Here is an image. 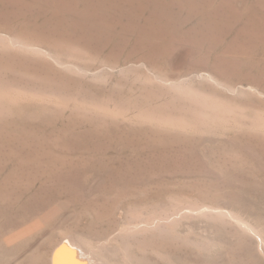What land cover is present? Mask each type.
<instances>
[{
    "label": "rangeland",
    "instance_id": "rangeland-1",
    "mask_svg": "<svg viewBox=\"0 0 264 264\" xmlns=\"http://www.w3.org/2000/svg\"><path fill=\"white\" fill-rule=\"evenodd\" d=\"M0 31L39 36L49 51L42 58L10 46V53L18 54L12 59L0 46V80L22 81L24 72L38 81L48 75V86L80 100L131 109V115L160 107L193 124L161 129L130 119L114 123L98 113L74 111L72 102L60 110L37 101L5 106L4 114L0 111V264H48L55 242L96 237L110 215L122 228L143 211L176 213L179 220L175 233L152 228L134 233L146 244L144 255L133 245L135 262L144 256L145 264H264V129L253 124L254 118L264 121V0H0ZM63 39L85 57L56 49L52 42ZM57 59H76L99 73L81 76ZM108 59L116 67H107ZM143 60L154 63L156 73L184 79L185 93L202 94L236 115L246 111L244 124L235 115L228 121L198 117L196 103L185 94L172 93L157 80L147 83L155 71L141 65ZM207 73L216 80L199 77ZM226 84L245 89L235 93ZM226 214L242 218L254 231ZM21 232V239L12 240Z\"/></svg>",
    "mask_w": 264,
    "mask_h": 264
},
{
    "label": "bare ground",
    "instance_id": "bare-ground-1",
    "mask_svg": "<svg viewBox=\"0 0 264 264\" xmlns=\"http://www.w3.org/2000/svg\"><path fill=\"white\" fill-rule=\"evenodd\" d=\"M86 1V0H85ZM88 4V2H86ZM67 15V14H66ZM60 16V15H59ZM196 33V32H195ZM85 38L87 37V33H85ZM95 34V33H94ZM42 36V35H41ZM84 37V36H83ZM91 38V37H90ZM87 39V38H86ZM64 40V43L62 41H51L52 44L54 45V47L56 49H59V50H64V49H67L69 50L71 53L72 52H75V54L77 53L78 55L82 56V58L85 57L86 55V52L84 50H81L80 47H77L75 45H72V44H67V41L65 39ZM91 39H89L90 41ZM66 41V42H65ZM0 46L3 47V51H5V54L8 55V57L12 58V59H16L18 58V54L17 53H10V50H12L10 48V46H13V48L17 47L18 49L22 50L25 49L27 50V53L28 51H33V53L35 54V52L37 53H40V57H42V54L43 55H49V51L47 49V45H46V41H44L41 37L39 36H34V35H30V34H23L21 35L19 32H10V31H0ZM0 47V48H1ZM85 47V48H84ZM82 49H86L88 48L87 46H84ZM80 48V49H79ZM55 51V50H53ZM67 52V51H66ZM51 53V52H50ZM61 53V51H60ZM64 53V52H62ZM68 53V52H67ZM32 54V53H31ZM74 54L73 57H77L76 55ZM68 55V54H67ZM71 55V54H70ZM73 55V54H72ZM23 56V55H22ZM38 56V57H39ZM66 56V55H65ZM69 56V55H68ZM35 57V56H34ZM44 57V56H43ZM42 57V58H43ZM46 57V56H45ZM41 58V59H42ZM47 58V57H46ZM72 58V57H71ZM80 58V57H79ZM11 59V60H12ZM10 60V59H9ZM20 60V59H19ZM76 60V59H75ZM75 60H63V59H57V63L58 65L62 66L63 68H68V69H75L76 71H78V73L81 74H93V76H96L99 72H96L94 70H92V68L89 66H85V65H82L81 63H76ZM107 62H109V64L107 63V67H109L110 69L111 68H114L116 67L115 65L112 64V62L108 59ZM45 65V68H46V71L48 73H51V74H54L53 72H55L56 70H53V68L51 66H49L48 63H44ZM55 64V63H54ZM97 64V62H96ZM141 65H145L147 67H149V69H151L152 71H155L152 75L150 73V77H148L146 79L147 83L149 84H153V82L155 83V81L157 80V82L159 81L161 84H164L165 86H168L170 88V92L181 95V93L187 95L184 97L186 98H190L191 101H193V103L195 102L196 106L195 109H196V114L198 117L200 116L201 117H206L208 118L209 116H212V115H216V118H222L223 121L225 119V121L227 120L228 121V117L229 115H235L234 117L237 121V123L239 124H244L243 123V118L245 116H243V113L245 112H239L237 115L233 112H235V109H232L230 107H224L222 108L221 105L219 104H210L208 101L209 99L208 98H205L200 95H197V93L195 94H191L188 93V92H184V88H183V84H184V79H176L175 77L174 78H171V77H167L165 75H163L162 73L158 72L156 73V69H157V66L154 65V63L150 62V61H145L143 60V63ZM42 66V65H41ZM133 66V65H132ZM134 67V66H133ZM142 67V66H141ZM44 69V68H43ZM170 69V68H169ZM1 71L3 72V70L1 69ZM7 70H5L6 72ZM66 71V70H65ZM160 71V70H159ZM149 72V71H148ZM61 73V72H60ZM0 74H2L0 72ZM44 74V73H43ZM58 74V73H57ZM223 74V73H222ZM3 75V74H2ZM17 75V74H16ZM38 75V74H37ZM40 75V74H39ZM149 75V74H148ZM1 76V75H0ZM14 76V75H13ZM19 76V75H18ZM147 76V75H145ZM214 75H210L209 73L207 74H199V77H207L209 79H213V80H216V78L213 77ZM216 76V75H215ZM45 77V76H43ZM47 77H49L47 75ZM47 77H45L46 79H41L42 82L38 81L39 79H37L36 75L35 74H30V73H27V72H24L22 74V81H3L0 82V111L2 110V113L4 112L3 110L6 109L7 105H10L8 107H12L13 105H18L22 102H26V101H37L41 104H45L47 106V104H51V105H54L55 107H58L59 110L60 108L61 109H64L65 107H69V105L71 104V102L75 105L73 106L72 104V107H74L73 109H75L74 111H77V112H82L84 111H87V114L88 112L91 113V112H94V113H98L100 114V116L104 117L106 119L107 118H111L109 120H111L112 122L114 121V123H116V121H118L119 119H123L124 121L128 120L129 119L131 121H136L138 124L140 125H146V124H152V125H155L157 127H160L161 129L162 128H168V127H171L172 129L173 128H182V129H186V128H190L193 124L191 122V120L187 117H184V116H180V115H174V114H171V113H166V112H163L162 109L159 107V108H156V109H139V110H135V112L133 111L131 115V109L129 111V109H126V108H118V107H115V108H112L110 107V105L108 103H104V102H98L97 100H91V101H87L85 99L83 100H80L78 97H75V95L73 96L72 94H70L69 92L67 93V91L64 90V88L61 90V88H55V87H50L48 86L51 82V78L48 80L49 83L46 81L47 80ZM64 77V76H62ZM61 77V78H62ZM73 77V75H72ZM77 77V76H76ZM97 77V76H96ZM6 78V77H5ZM60 78V79H61ZM83 78V77H82ZM228 78V77H227ZM8 79V78H7ZM54 79V78H52ZM66 79V77H65ZM141 79V77H140ZM191 79V78H190ZM0 80V81H1ZM16 80V79H15ZM57 81V80H55ZM61 81V80H60ZM138 81V80H137ZM189 81V80H188ZM187 82V81H185ZM225 82V81H224ZM223 82V83H224ZM53 83V81H52ZM57 85H58V82H56ZM146 83V82H145ZM217 83H219V81H217ZM187 84V83H186ZM54 85V84H53ZM51 85V86H53ZM159 85V83H158ZM234 85V84H233ZM241 85V84H240ZM62 86V85H61ZM150 86V85H149ZM185 86V85H184ZM227 89H229L230 91H233L235 93L237 92H240L245 89H243V86H237L236 84L234 86L231 85H227ZM225 86V88H226ZM257 86V85H255ZM63 87V86H62ZM119 87V86H118ZM151 88V87H150ZM79 89V88H78ZM157 89H158V86H157ZM159 89L160 86H159ZM164 89V88H162ZM153 90V89H152ZM166 90V89H165ZM248 90H251L252 92L253 91H257L259 90V88L257 89L256 87L254 86H250L248 88ZM141 91V90H140ZM154 91V90H153ZM164 91V90H163ZM260 91V90H259ZM160 93V91H158ZM258 92V91H257ZM67 93V94H66ZM149 93V92H148ZM147 93V94H148ZM157 93V92H156ZM260 93V92H259ZM258 93V94H259ZM70 94V95H68ZM82 94V93H81ZM144 94V92H143ZM151 94V93H150ZM149 94V95H150ZM263 94H264V91H263ZM262 94V96H264ZM158 94H155V97H158L159 96H156ZM168 95V94H167ZM173 95V94H172ZM204 95V94H203ZM243 95V94H242ZM261 95V94H260ZM78 96V95H77ZM80 96V95H79ZM84 96V95H83ZM152 96V95H150ZM165 96H166V93H165ZM171 95H169L170 97ZM207 96V95H206ZM210 96V95H209ZM81 97V96H80ZM164 97V96H162ZM182 97V96H180ZM151 98V97H150ZM175 97H172V100H171V105L174 106V103L176 102ZM137 99V97H136ZM135 99V100H136ZM146 99V98H145ZM182 99V98H181ZM129 100V99H128ZM133 100V99H132ZM147 100V99H146ZM145 100V101H146ZM156 100H159V99H156ZM162 100V99H161ZM216 100V99H215ZM186 103H187V100H185ZM218 101V100H216ZM220 101V99H219ZM223 101V100H222ZM107 102V101H106ZM126 102V101H125ZM162 102V101H161ZM27 103V102H26ZM70 103V104H69ZM110 103V102H109ZM127 103V102H126ZM137 103V101H136ZM135 103V104H136ZM145 103V102H144ZM148 103V102H147ZM222 103H225V102H222ZM230 103V101H229ZM35 104V103H33ZM138 104V103H137ZM156 104V103H155ZM191 104V103H190ZM29 105H31L29 103ZM139 105V104H138ZM137 105V106H138ZM161 105V104H160ZM193 105V104H191ZM228 105V104H227ZM6 106V107H5ZM28 106V105H27ZM36 105H34L35 107ZM38 106V105H37ZM127 106V104H126ZM129 106V105H128ZM131 106V105H130ZM233 106V105H232ZM14 107V106H13ZM14 107V109H16ZM19 107V106H18ZM21 107H22V104H21ZM25 107V105H24ZM30 107V106H29ZM39 107V106H38ZM51 107V106H50ZM135 107V106H134ZM149 107V106H148ZM240 107V105L238 106ZM4 108V109H3ZM33 108V107H32ZM37 108V107H36ZM128 108V107H127ZM136 108V107H135ZM191 108L193 109V107L191 106ZM189 108V109H191ZM11 109V108H10ZM13 109V108H12ZM170 109V108H169ZM192 109L190 111H192ZM195 109L193 110V112L195 111ZM239 109H243V108H239ZM200 110V111H199ZM240 110V111H241ZM250 110V109H249ZM11 111V110H10ZM38 111V110H37ZM239 111V110H238ZM237 111V112H238ZM252 111V110H251ZM13 112V111H12ZM58 112V111H57ZM56 112V113H57ZM248 112V111H247ZM42 113V112H41ZM46 113V112H45ZM54 113V114H56ZM59 113V112H58ZM185 113V112H183ZM4 114V113H3ZM3 114L1 115L2 117ZM178 114V113H177ZM191 114V113H189ZM199 114V115H198ZM9 116V115H8ZM60 116V115H59ZM131 116V118H130ZM233 117V116H231ZM44 118V117H43ZM53 118V117H52ZM197 118V117H196ZM230 118V117H229ZM260 118V117H259ZM79 119V118H78ZM255 121L253 124L258 127V129H264V121H261V120H258L257 118H254ZM257 119V120H256ZM107 120V119H106ZM122 120V121H123ZM194 120V119H193ZM205 120V119H204ZM230 120V119H229ZM2 121V120H1ZM80 121V120H79ZM120 121V120H119ZM196 121V120H195ZM222 121V122H223ZM247 121V120H245ZM252 121V122H253ZM72 122V121H71ZM251 122V123H252ZM80 123V122H79ZM128 123V122H127ZM194 123V122H193ZM224 123V122H223ZM226 123V122H225ZM231 123V122H230ZM59 124V123H58ZM200 124V123H199ZM227 124V123H226ZM248 126V125H247ZM6 127V126H5ZM77 127V126H76ZM75 127V128H76ZM142 127V126H140ZM145 127V126H144ZM195 127V126H194ZM251 127V125H250ZM254 127V126H252ZM11 128V127H10ZM129 128V127H128ZM127 128V129H128ZM159 128V130H161ZM255 128V127H254ZM252 128V129H254ZM197 129V128H196ZM256 129V128H255ZM254 129V130H255ZM67 131V130H66ZM72 131V129H71ZM253 131V130H252ZM183 132V131H182ZM198 132V131H197ZM260 132V131H259ZM262 132V131H261ZM165 133V132H164ZM67 134V133H66ZM71 134V133H70ZM256 134V133H255ZM65 135V133H64ZM152 135V134H151ZM71 136V135H70ZM68 139V138H67ZM138 142V141H137ZM72 143V142H71ZM70 144V143H69ZM76 144V143H75ZM137 145V144H136ZM69 147V146H68ZM83 159V158H82ZM3 166V165H2ZM88 166V165H87ZM134 170V169H133ZM96 173V172H95ZM111 188V187H110ZM113 188H116V187H112ZM125 188V187H124ZM124 188L122 190H124ZM128 188V187H127ZM126 188V189H127ZM120 189V188H118ZM105 190H106V187H105ZM115 190V189H114ZM113 190V191H114ZM161 190V189H160ZM117 192H115L116 194L118 193V190L116 189ZM121 191V190H120ZM128 191H130V189L128 188ZM128 191L126 193H128ZM192 191V190H191ZM107 192V191H106ZM109 192V190H108ZM107 192V193H108ZM122 192V191H121ZM125 192V191H124ZM112 193V192H111ZM114 193V194H115ZM130 193V192H129ZM104 194V193H103ZM122 194V193H120ZM124 194V193H123ZM113 195V194H112ZM119 195V194H118ZM120 196V195H119ZM127 196V195H126ZM106 197V196H104ZM112 197H116L115 196H112ZM123 197V196H121ZM119 197H117L118 199ZM121 199V198H120ZM119 199V200H120ZM205 199V198H204ZM203 199V200H204ZM116 200V199H115ZM122 201V200H121ZM165 202V201H164ZM170 202V201H169ZM119 203V202H118ZM120 204V203H119ZM117 204L115 203V206ZM121 205V204H120ZM178 205V204H177ZM190 205V204H188ZM213 205V204H212ZM160 206V205H158ZM156 206V207H158ZM191 206V205H190ZM119 207V206H118ZM179 207V206H178ZM221 207V206H220ZM114 208V207H113ZM117 208V207H116ZM120 208V207H119ZM124 208V207H123ZM171 208V207H170ZM169 208V209H170ZM176 208V207H175ZM199 208V207H198ZM196 208V209H198ZM207 208V206L205 207ZM209 208V207H208ZM98 209V208H97ZM96 209V211H97ZM115 209V208H114ZM172 209V208H171ZM174 209V208H173ZM99 210V209H98ZM201 210V209H199ZM208 210V209H207ZM105 211V210H104ZM115 211V210H114ZM156 211V209H154V212ZM160 212L163 211V210H159ZM177 211V210H176ZM217 211H220V210H217ZM100 212V210H99ZM108 212V210H107ZM106 212V213H107ZM179 212V211H178ZM177 212V213H178ZM115 213V212H114ZM118 213V212H117ZM120 213V212H119ZM124 213V212H123ZM126 213V212H125ZM131 213V212H130ZM137 213V212H136ZM228 213V212H227ZM121 214V213H120ZM132 214V213H131ZM144 214L146 216L149 215V217H144ZM156 215V213H153V212H150V214L147 215V213L145 211L143 212H140L138 213L135 218H131V219H135L134 220H131V221H128L127 223L124 224V226L122 228H119L118 225L116 224L115 221H117L115 218V221L113 220V223L111 222V215H110V218L109 219V225H107L106 229H104L103 232H101L98 236L96 237H93V236H88V237H67V238H63L61 239L60 241L58 242H55V244L52 245V248L49 250L50 251V254L49 256V260H48V264H145L143 261H144V256L142 258H140L141 260H138L137 262H135V259L138 258V254L136 255V253L134 252L135 250V245L137 246V249L139 250V254L142 253L144 250L142 249L143 246L145 247V245L143 244V242H140L139 239L133 237V234L135 233H142L144 232V234H146V231L147 229L149 228H152V230H157L158 232L160 231L163 232V231H167V232H174V226H175V222L176 220H179L177 217L175 218V216H177L176 213H172L170 215H165L167 217H164V216H161V215H156V216H150V215ZM179 214V213H178ZM208 214V213H207ZM220 214V213H218ZM221 214H222V211H221ZM124 215V214H123ZM212 215V214H211ZM214 215V214H213ZM223 215V214H222ZM227 216L233 218L234 220H236L235 222H238L241 224V226L244 228H246L247 230L249 231H254L253 230V227L251 225H249L248 223H246V221H243L242 218L240 217H235L234 215L232 214H226ZM109 216V215H108ZM125 216V215H124ZM128 216V215H127ZM224 216V215H223ZM241 216V215H240ZM99 217V216H98ZM179 217V216H178ZM201 217V216H199ZM129 218V217H128ZM223 218V217H222ZM98 219V218H97ZM107 219V218H106ZM118 219V217H117ZM120 219V217H119ZM216 219V218H215ZM124 219H122L123 221ZM121 222V221H120ZM119 224V223H118ZM121 225V224H120ZM151 230V231H152ZM258 230V229H257ZM256 230V231H257ZM170 233V234H171ZM247 233V232H246ZM261 233V232H260ZM144 234L142 236H144ZM162 234V233H161ZM25 235V232H21L19 234H16L12 240H17V239H21L23 236ZM137 235V234H136ZM154 235V234H153ZM257 235H259V233H257ZM64 237V236H63ZM172 237V235H171ZM260 237V236H259ZM178 238V237H176ZM182 238V237H181ZM156 239V237H155ZM171 239H174L171 238ZM261 239V238H260ZM11 240V239H10ZM164 240V239H163ZM179 240V239H178ZM166 241V240H165ZM175 242V240H172ZM181 242V241H180ZM179 242V243H180ZM188 242V241H187ZM191 242V241H190ZM193 242V241H192ZM191 242V243H192ZM113 243V245H112ZM164 243V242H163ZM177 243V242H176ZM186 243V242H184ZM194 243V242H193ZM192 243V245H193ZM264 244V243H263ZM134 245V246H133ZM165 245V244H164ZM169 245V244H168ZM173 245V244H172ZM175 245V244H174ZM190 245V243H189ZM149 247V245H147ZM160 246V245H159ZM166 246V245H165ZM202 246V245H201ZM134 247V250L132 249ZM152 246H150L151 248ZM167 247V246H166ZM200 247V246H199ZM161 249V247H159ZM157 248L158 250H156V253H157V256L162 254V251H160V249ZM169 248V247H167ZM171 248V247H170ZM178 248V247H177ZM202 248V247H201ZM147 249V248H146ZM166 249V248H165ZM163 249V250H165ZM179 249V248H178ZM207 249V248H206ZM137 250V251H138ZM142 252H141V251ZM181 250V249H180ZM146 251V250H145ZM203 251V250H202ZM47 251H45L46 253ZM155 252V251H154ZM138 253V252H137ZM155 253V254H156ZM143 254V253H142ZM140 254V255H142ZM145 254V252H144ZM143 254V255H144ZM148 255V254H147ZM172 255V254H171ZM159 256V257H160ZM170 256V255H169ZM173 256V255H172ZM171 256V257H172ZM158 257V258H159ZM163 257V255L161 256ZM46 258V257H45ZM118 258V259H117ZM173 258V257H172ZM167 259V258H166ZM170 259V258H168ZM167 259V260H168ZM171 260V259H170ZM173 260V259H172ZM39 263V262H38Z\"/></svg>",
    "mask_w": 264,
    "mask_h": 264
}]
</instances>
